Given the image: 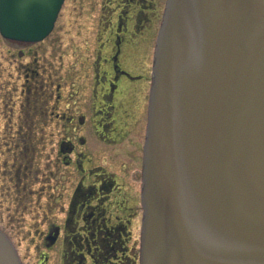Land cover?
Listing matches in <instances>:
<instances>
[{
    "label": "water",
    "instance_id": "95a60500",
    "mask_svg": "<svg viewBox=\"0 0 264 264\" xmlns=\"http://www.w3.org/2000/svg\"><path fill=\"white\" fill-rule=\"evenodd\" d=\"M62 2L0 0V34L43 40ZM141 180L139 264H264V0H166Z\"/></svg>",
    "mask_w": 264,
    "mask_h": 264
},
{
    "label": "rangeland",
    "instance_id": "374dc122",
    "mask_svg": "<svg viewBox=\"0 0 264 264\" xmlns=\"http://www.w3.org/2000/svg\"><path fill=\"white\" fill-rule=\"evenodd\" d=\"M149 2L155 5L156 15L148 9H143L141 13V10L133 12L137 5L126 0H64L52 32L37 48L40 73H43L42 69L45 68L51 76L50 80L65 82L62 90L64 95L71 89L77 92L72 101L66 96L59 110H63L64 105H73L78 107L77 109L82 105L83 111L91 105L89 95L91 82L88 79L92 74H86L85 64L90 49L95 46L94 36L98 34L99 37L103 27L114 24L116 15L124 10H129L133 17L137 14L147 19V21L142 19L145 29H140L134 36L131 35L134 43L129 47L133 56L123 61V65L132 69L133 74H139L147 79L144 92H148L152 51L165 0H146V6ZM113 15L115 16L112 18ZM134 19L136 21L135 17ZM137 25L136 22L135 26ZM30 61H32L31 57L16 58L14 46L0 37V229L11 241L21 264H67L66 253L69 249L75 250L73 247L69 248L62 239H59L52 250H48L45 245L48 228L52 225L61 226L65 215L61 205L57 206L52 196L54 180L48 179L51 169L47 167L44 157L42 136L45 123L41 112L44 98L42 94L40 96L34 93L32 99L27 100L26 96L21 97L15 89L16 64ZM20 80L22 82V78ZM145 102H142L143 105L138 111V127L126 140L116 146L118 150L127 149L129 156L134 157L129 162L130 181H135L134 187L131 190H122L124 193L130 190L134 200L125 213L115 211V214H124L123 218L129 215L130 224L125 230L127 234L121 237L125 251L116 252L115 259L110 256L108 261H103L104 251H107L109 246L102 250L98 245L102 236H95L93 238L95 244L91 246V254L94 258H89L84 248L76 252L77 255L82 253L87 256L85 264H135L126 259H134L139 243L141 221L139 166L143 145ZM56 128L58 126L55 125L53 129L52 125L50 130H54L56 134ZM54 138L56 139L57 136L54 135ZM23 145L29 154L26 161L22 152L18 150L22 148L21 151L26 154ZM91 149V152L100 158L102 164H107L110 156L116 151V148H102L101 145L98 147L93 145ZM136 154L139 158L138 162ZM62 170L63 168L60 172ZM73 177L69 176L68 180L72 181ZM60 180H64V176L60 177ZM65 184L68 186V183ZM49 186L52 187L51 193ZM59 192L62 193L64 190L59 189ZM67 193H70L68 189L65 191L64 201H61L65 210L68 203ZM120 223L114 221L112 226L120 227L117 226ZM81 225L83 224L79 222L78 226ZM66 232H68L67 228H65ZM81 235H84V232H81ZM81 243L84 244L83 241ZM70 264H79V261L75 260Z\"/></svg>",
    "mask_w": 264,
    "mask_h": 264
},
{
    "label": "flooded vegetation",
    "instance_id": "af4514ba",
    "mask_svg": "<svg viewBox=\"0 0 264 264\" xmlns=\"http://www.w3.org/2000/svg\"><path fill=\"white\" fill-rule=\"evenodd\" d=\"M126 1L139 6L133 12L141 10V13L143 9H148L156 15L157 11H154L155 5L152 2L146 6V0ZM116 16L114 24L103 27L99 37L98 34L94 36L95 46L90 49L85 64L86 74H92L88 79L91 82L89 88L91 105L83 111L82 105L79 109L73 105H64V109L59 110L63 99L68 96L72 101L77 92L71 89L64 95L62 90L65 82L50 80L51 76L45 68L42 69L43 73H40L37 48L43 42L7 41L14 46L16 58H32L30 62L16 64L15 89L21 97L26 96L27 100L32 99L34 93L42 94L44 98L41 111L45 123L42 136L44 157L47 167L51 169L48 179L54 180L52 196L55 198V204L61 205L65 215L61 226L52 225L48 228L45 245L48 250H52L59 239H62L69 248L73 247L75 250L69 249L66 253L67 264L75 260L79 261V264H85L87 256L94 258L91 254V246L95 244L93 241L95 236H102L98 243L102 250L109 246L107 251H104L103 261H107L109 256L114 257L115 249L121 250L122 253L125 250L121 246V242L123 243L121 237L127 234L125 230L130 224L129 215L123 218L124 214H115V211L125 213L134 200L130 190L133 189L135 181H130L129 164L134 157L129 156L127 149L118 150L116 146L126 140L138 127V111L143 101H146L144 106L146 121L148 92H144L147 79L139 74H133L132 69L123 65V61L132 58L133 54L129 46L134 43L133 36L139 33L140 29H145L142 19L144 21L147 19L136 14L135 21L129 10L121 11ZM136 22L137 26H135ZM145 121L142 125L143 138ZM52 125L53 129L55 125L58 126L56 134L54 130H50ZM54 135L57 136L56 139ZM93 145L116 148V151L110 156L107 164H102L100 158L91 152ZM18 150L22 152L26 161L29 154L25 145L23 150H26V154L21 151L22 148ZM136 159L138 162L137 154ZM140 159L142 160V155ZM61 168L63 170L60 172ZM62 176L65 181L60 180ZM69 176H74L73 182L68 180ZM65 183H68V186ZM49 188L51 193L52 187ZM59 189H63L64 192H59ZM66 189L70 193H67L68 203L65 210L61 201H64ZM123 189L130 190L124 193ZM114 221L121 222L117 225L120 227H113ZM79 222L83 224L80 227ZM65 228L68 229L66 233ZM81 232H84V235H81ZM83 248L87 256L82 253L77 255L76 252Z\"/></svg>",
    "mask_w": 264,
    "mask_h": 264
}]
</instances>
